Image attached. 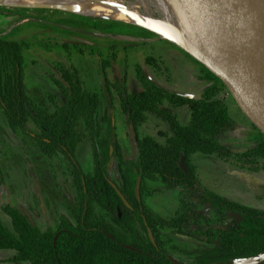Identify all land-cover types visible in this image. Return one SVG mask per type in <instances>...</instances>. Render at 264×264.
<instances>
[{
    "label": "trees",
    "instance_id": "trees-1",
    "mask_svg": "<svg viewBox=\"0 0 264 264\" xmlns=\"http://www.w3.org/2000/svg\"><path fill=\"white\" fill-rule=\"evenodd\" d=\"M91 18V17H90ZM25 43L0 37V106L13 128L30 135L48 157L62 155L71 165L72 181L63 191L78 225L66 218L56 229L41 230L16 206L5 203L2 211L9 217L11 229L0 221V251L13 253L0 263L9 264H174L169 254L155 239L150 240L151 220L177 228L201 240L195 247H183L191 257L183 264H214L264 253V211L227 200L205 188L191 170L179 166L181 153L203 152L228 159L232 152L217 138L235 129V121L228 107L221 101L203 102L183 98L141 76L143 88L128 93L118 78L114 87L118 92L120 109L128 129L135 132L137 124L149 114L165 121L173 134L168 150L155 141L137 140L136 157L121 154V175L125 186L118 185L110 175L109 163L117 158L118 145L114 136L113 108L110 90L108 109L99 116L100 96L82 85L74 67L62 68L56 80L64 103L55 111L36 106L24 90L22 81V51ZM206 79L224 86L209 70ZM209 87L206 93L212 92ZM50 100L58 103L59 95ZM164 100L175 105H188L193 121L182 125ZM86 118L90 134L94 169L85 173L77 159V150L83 139L79 119ZM39 132H33L29 121ZM264 138V134L261 133ZM264 146V142L261 143ZM152 167L167 184L168 189L183 190L181 209L171 219L146 209L135 193L138 175L145 167ZM0 183H4L0 168ZM112 183L116 184L130 206H127ZM95 206L104 209L112 222L98 214ZM122 215L119 217V213ZM237 212L241 220L229 216ZM59 234L55 243L54 237ZM259 264H264V261Z\"/></svg>",
    "mask_w": 264,
    "mask_h": 264
},
{
    "label": "rangeland",
    "instance_id": "rangeland-1",
    "mask_svg": "<svg viewBox=\"0 0 264 264\" xmlns=\"http://www.w3.org/2000/svg\"><path fill=\"white\" fill-rule=\"evenodd\" d=\"M97 20L103 19L63 10L0 3V37L26 44L22 51V81L33 103L53 112L58 104L65 102L56 80L66 67L76 68L83 87L100 96L99 116L109 107V95L105 91L108 88L118 145L117 158L109 163V170L115 182L123 187L121 154L136 157L139 154L136 139L145 138L169 150L173 134L165 121L151 114L137 124L135 132L128 129L114 87L116 79L124 83L128 93L141 90V76L146 75L170 94L203 102L221 101L228 107L235 129L221 134L217 140L232 154L223 159L203 152L189 153L185 156L187 168L214 194L264 211V146L261 145L264 138L260 129L239 108L225 84L221 86L207 80L208 68L163 35L131 22L98 31ZM209 87L214 89L205 94ZM54 94L59 95L58 103L50 100ZM163 106L172 110L180 124L189 125L193 121V112L188 105H175L164 100ZM78 126L83 139L77 150V159L83 171L89 173L94 169V160L85 117L79 119ZM29 127L33 132H39L31 120ZM0 168L4 178V183H0V221L7 228L11 229L10 219L1 209L5 203L22 210L41 230L56 229L62 218L78 225L62 188L63 184L68 187L72 181L70 163L60 154L53 157L43 154L30 135L11 126L1 106ZM145 169L139 201L156 215L173 218L182 207L183 190L179 187L168 189L152 167L146 166ZM95 210L112 222L104 209L95 206ZM150 230L169 254L182 261H191L182 248L195 247L201 242L153 219ZM12 253L1 250L0 259Z\"/></svg>",
    "mask_w": 264,
    "mask_h": 264
},
{
    "label": "water",
    "instance_id": "water-1",
    "mask_svg": "<svg viewBox=\"0 0 264 264\" xmlns=\"http://www.w3.org/2000/svg\"><path fill=\"white\" fill-rule=\"evenodd\" d=\"M200 39V45L183 37L175 26L159 21L129 20L149 28L188 51L202 62L228 88L239 108L264 134V0H169ZM3 4V3H2ZM34 9L65 10L55 3L12 5ZM153 24L157 26L154 27ZM208 52V56L205 52ZM179 166L188 172L185 154L181 153ZM113 188L122 201L130 206L117 185ZM141 175H138L135 193L139 200ZM119 217L122 213L119 211ZM229 216L241 220L237 212ZM150 240L155 239L148 228ZM59 234L54 237V243ZM174 264H183L170 258ZM264 253L248 258L214 264H259Z\"/></svg>",
    "mask_w": 264,
    "mask_h": 264
},
{
    "label": "bare ground",
    "instance_id": "bare-ground-1",
    "mask_svg": "<svg viewBox=\"0 0 264 264\" xmlns=\"http://www.w3.org/2000/svg\"><path fill=\"white\" fill-rule=\"evenodd\" d=\"M0 3L12 5L55 3L63 6L69 13L91 18L119 22L155 20L162 25L177 27L183 37H188L200 45L198 35L169 0H0ZM205 55L208 56L207 51Z\"/></svg>",
    "mask_w": 264,
    "mask_h": 264
},
{
    "label": "flooded vegetation",
    "instance_id": "flooded-vegetation-1",
    "mask_svg": "<svg viewBox=\"0 0 264 264\" xmlns=\"http://www.w3.org/2000/svg\"><path fill=\"white\" fill-rule=\"evenodd\" d=\"M42 10H47V9H42ZM63 12H65V13H67V11L66 10H63ZM69 13V12H68ZM96 23H97V26H96V28H97V30L98 31H104V30H106L107 28H110V27H116V25L117 26H122V25H124L125 24V22H119V21H114V20H105V19H103V20H97V21H95ZM100 23V24H99ZM101 23H104V24H101ZM131 24H133V23H131ZM133 25H135V24H133ZM138 26V25H137ZM153 31V30H152ZM155 32V31H154ZM155 33H157V32H155ZM108 100H107V105H108ZM205 187V186H204ZM69 209L71 210V208L69 207ZM71 212H72V210H71ZM72 214H73V216H74V213L72 212ZM75 217V216H74ZM72 224V223H71Z\"/></svg>",
    "mask_w": 264,
    "mask_h": 264
}]
</instances>
